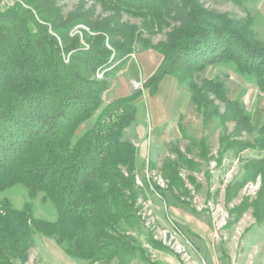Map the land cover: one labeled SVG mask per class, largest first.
Listing matches in <instances>:
<instances>
[{
	"label": "trees",
	"instance_id": "trees-1",
	"mask_svg": "<svg viewBox=\"0 0 264 264\" xmlns=\"http://www.w3.org/2000/svg\"><path fill=\"white\" fill-rule=\"evenodd\" d=\"M91 1V8L82 2L65 16L56 0H15L5 9L0 0V195L23 186L30 198L21 208L0 200V264H26L38 237L55 241L76 264H154L135 237L142 228L140 197L147 191L169 203V193L177 206L199 213L181 199L189 195L181 171L201 172V164L188 157L191 148L206 163L213 160L207 139L182 128L191 147L187 154L172 147L176 159L161 168L167 189L151 181L137 186L139 150L125 139L138 118L139 99L155 95L165 77L189 91L205 128L213 122L221 128L217 166L228 153L243 161L247 151H264V126L255 128L223 82L203 77L209 68L223 67L264 93V42L249 19L212 14L198 0ZM97 6L108 15H96ZM123 15L143 20V29L124 22ZM169 20L175 26L165 41L144 37L162 34ZM137 47L158 52L160 65L141 89L101 110L108 79ZM96 115L92 127L80 132ZM258 180L255 199L244 198L230 212L234 222L252 210L256 224L264 226V157L244 164L226 200ZM188 181L196 185L193 175ZM39 195L51 203L56 220L35 216L32 201Z\"/></svg>",
	"mask_w": 264,
	"mask_h": 264
},
{
	"label": "rangeland",
	"instance_id": "rangeland-1",
	"mask_svg": "<svg viewBox=\"0 0 264 264\" xmlns=\"http://www.w3.org/2000/svg\"><path fill=\"white\" fill-rule=\"evenodd\" d=\"M13 1L15 0H1L2 7L7 8ZM82 2L87 8L94 6L91 0H56L57 6L62 9L65 16L73 12ZM177 2L180 3L181 0ZM198 2L203 10L225 16L234 22L249 19L258 39L264 42V0H198ZM96 15L108 14L103 13L97 6ZM123 21L143 29L141 19L123 15ZM169 22L170 26L166 27L162 34L154 37L144 34V37L154 43L165 41L167 33L175 26L174 21L169 20ZM77 29L78 27L75 31H78ZM150 51L158 53L154 50ZM144 52L147 51L137 47L135 54ZM129 59L116 76L108 79L110 87L115 82L120 86L125 85L127 92L142 88L146 81L142 70L133 57L134 65L133 63L128 65ZM99 76L102 78L101 74ZM203 77L218 78L223 82L230 97L237 99L251 115L255 128L260 129L264 126V93H261L257 86L247 83L239 75L223 67H211ZM106 99L101 110L111 103L106 102ZM153 101L155 100L150 99L148 92L139 99V119L125 132V139L137 148L146 147L145 158L139 157L140 172L136 178L139 188H144L145 182L151 181L162 189H167V181L162 177L161 168L166 160L176 159L175 154L171 152L172 147H178L184 154H187V150L191 147V141L183 138L179 123L183 124L192 138L207 139L213 160L206 163L197 157V149L191 148L192 153L188 157L201 164V172L192 173L185 169L181 171V177L189 190V195L187 193L186 196H181V199L190 202L199 212L198 214H193L182 205L177 206L176 199L169 193V203L163 201L157 194L147 191L140 197L138 207L142 228L136 232L135 237L141 243L146 257L154 264H261L264 262V226L256 224L252 210L243 215L238 222H234V216L230 214L244 198L255 199L260 181L246 185L234 201L226 200V189L230 184L240 181L244 164L248 160L263 158L264 151H247L242 155L243 161L228 153L222 164L217 166L215 158L222 131L217 123L213 122L206 128L203 126L200 132H195L192 125H198L199 122L196 121L197 110L190 102L173 113L171 119L161 124L159 132H156L150 111ZM97 115L83 126L80 132L90 129ZM228 127L230 131L233 130V124H229ZM253 137L256 135L245 138ZM150 165H154L155 168L150 170ZM207 171H210V178H207ZM190 175L196 178V185L189 183ZM3 199L10 200L16 208H21L30 201L23 186H17L0 195V200ZM32 204L37 218L56 220L55 209L50 202L43 199L42 195L32 201ZM146 244L151 245L152 251L145 248ZM26 264L76 263L64 254L55 241L38 237ZM111 264H119V262ZM126 264L148 263L140 259H128Z\"/></svg>",
	"mask_w": 264,
	"mask_h": 264
},
{
	"label": "crops",
	"instance_id": "crops-1",
	"mask_svg": "<svg viewBox=\"0 0 264 264\" xmlns=\"http://www.w3.org/2000/svg\"><path fill=\"white\" fill-rule=\"evenodd\" d=\"M135 55H137V58H135ZM132 57L139 64L145 80H148L155 73L162 60V56L159 53L147 51L144 53L133 54L129 59L128 65H130V63H133L134 65L135 62H133ZM125 89V85L120 86L117 83L113 82L109 90L103 95V101H105L104 99H106L107 97L106 102H112L118 98L129 96L134 92L131 90L127 92L125 91ZM149 97L150 99L155 100L152 103L150 111L151 120L155 125L154 130L156 132H159L161 124L171 119L170 117L173 113H176L181 108H184L186 105L192 102L189 91L179 87L177 81L173 77H165L159 85L158 92L153 96L149 94ZM138 119L139 115L136 122L138 121ZM196 119V121L199 122V126L197 124L192 125V129L195 132H200L204 124L202 123L203 117L198 112ZM182 128H184L188 132V130L183 126V124L179 123V130L183 136ZM137 149L139 150V157L144 159L146 147L145 149H143L142 147ZM261 264H264V262H262Z\"/></svg>",
	"mask_w": 264,
	"mask_h": 264
},
{
	"label": "built area",
	"instance_id": "built-area-1",
	"mask_svg": "<svg viewBox=\"0 0 264 264\" xmlns=\"http://www.w3.org/2000/svg\"><path fill=\"white\" fill-rule=\"evenodd\" d=\"M143 220H144V219H143ZM147 224L149 225V222H147ZM145 248H146L147 250L152 251V247H151V245H149V244H146V245H145Z\"/></svg>",
	"mask_w": 264,
	"mask_h": 264
}]
</instances>
